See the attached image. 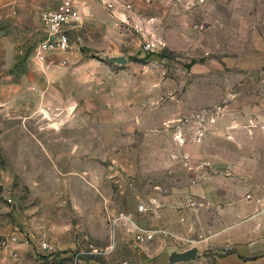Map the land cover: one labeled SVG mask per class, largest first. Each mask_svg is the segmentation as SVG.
Here are the masks:
<instances>
[{"label": "rangeland", "instance_id": "374dc122", "mask_svg": "<svg viewBox=\"0 0 264 264\" xmlns=\"http://www.w3.org/2000/svg\"><path fill=\"white\" fill-rule=\"evenodd\" d=\"M60 2L0 0V60H26L40 12ZM78 2L72 48L49 53L58 79L41 91L36 73L47 71L28 64V96L0 100V264H138L165 245H192L193 234L148 226L149 185L178 190L190 157L251 155L215 132V14L227 19L218 0ZM148 41L158 45L146 49ZM109 51L127 62L109 64ZM149 140L160 151L170 144L171 157H149ZM39 239L55 250L40 249ZM171 251L155 263L167 264Z\"/></svg>", "mask_w": 264, "mask_h": 264}, {"label": "crops", "instance_id": "0c3cea01", "mask_svg": "<svg viewBox=\"0 0 264 264\" xmlns=\"http://www.w3.org/2000/svg\"><path fill=\"white\" fill-rule=\"evenodd\" d=\"M219 3L226 8L227 19L215 14V52H218L215 58L218 82L215 84V132H222V137L232 147L243 146L251 155L233 157L215 151V157H190L188 162L191 163H186L194 167L181 176L178 190H161L155 182L149 185L151 211H148L147 221L153 228L163 223L170 232L177 231L184 236L193 234L191 240L195 243L192 245L207 255L188 261L264 264V0H218ZM36 27L39 40L43 33L40 19ZM50 54L45 60L37 61L32 49L26 60L20 57L15 61L0 60V100L10 97L11 104H20L28 96L25 90L28 88L25 80L31 78L26 69L28 64L36 71L43 68L48 72L36 73V77L37 74L40 77L36 83H41V91H44V82L56 81L61 65L48 63ZM69 76L74 83L82 80L81 75L75 73ZM7 91H10L9 96H6ZM220 99L226 100L220 104ZM122 119L121 116L120 121ZM198 131L200 135L196 133L193 139L200 145L204 130L199 127ZM169 145L160 151L156 140H149L148 156L171 157ZM176 196L180 203L166 207ZM136 214L141 213L136 211ZM169 246L177 247L165 245L157 255L141 257L138 264H156V256Z\"/></svg>", "mask_w": 264, "mask_h": 264}, {"label": "built area", "instance_id": "2783aa9c", "mask_svg": "<svg viewBox=\"0 0 264 264\" xmlns=\"http://www.w3.org/2000/svg\"><path fill=\"white\" fill-rule=\"evenodd\" d=\"M39 19L43 33L33 48V58L43 61L49 53H64L72 48L71 31L75 26L81 24L83 8L78 0H61L57 6L43 9L39 14ZM157 45L153 41H148L144 47L152 49ZM246 195L250 197V194ZM255 200L258 201L259 198H255ZM147 206L145 202H141L138 208L146 209ZM148 236H152V234L148 233ZM37 246L43 250H55L52 243L46 239L37 240Z\"/></svg>", "mask_w": 264, "mask_h": 264}, {"label": "water", "instance_id": "95a60500", "mask_svg": "<svg viewBox=\"0 0 264 264\" xmlns=\"http://www.w3.org/2000/svg\"><path fill=\"white\" fill-rule=\"evenodd\" d=\"M105 60L109 63H115L118 65L125 64L127 62V57L122 54H116L112 52H103L102 53ZM198 254V249L196 245H192L185 249L173 248V251L168 256L167 264H173L176 262L188 261L195 259Z\"/></svg>", "mask_w": 264, "mask_h": 264}]
</instances>
